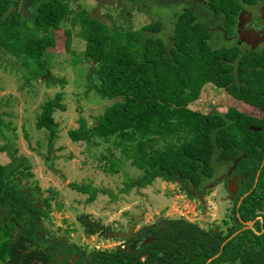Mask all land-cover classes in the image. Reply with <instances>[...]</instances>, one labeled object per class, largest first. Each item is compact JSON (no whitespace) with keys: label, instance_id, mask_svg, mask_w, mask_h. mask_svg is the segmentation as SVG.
I'll return each instance as SVG.
<instances>
[{"label":"trees","instance_id":"16d2710c","mask_svg":"<svg viewBox=\"0 0 264 264\" xmlns=\"http://www.w3.org/2000/svg\"><path fill=\"white\" fill-rule=\"evenodd\" d=\"M19 1L0 0V44L23 60L28 76L38 78L49 72L44 53L55 43L53 30L72 13L70 21L79 26L78 35L85 40L83 55L92 62L88 78H98L90 85L103 97H121L107 105L91 126L79 117L78 127L68 130L71 140L98 138L119 151V158L102 166L105 170L117 171L129 160L141 170L135 180L140 187L161 177L179 179L188 190L203 192L204 180L214 175L216 160L241 174L236 203L249 191L233 207L235 222L225 233L203 229L184 217L165 218L136 231L150 236L136 248L93 250L87 264H264V118L235 106L224 112H201L188 105L198 98L203 84L212 82L264 110V50L240 54L226 41L211 45L216 32L191 5L175 12L167 43L154 34L162 28L160 21L110 29L88 10H73L65 0H37L28 18L16 10L6 13ZM193 1L207 3L212 15L230 27L241 6L259 0ZM64 33L69 51L71 28L65 27ZM62 98L61 91L47 98L36 120L37 127L48 129L51 145L57 127L53 112L64 108ZM18 172L17 166L0 162V264H60L57 251L63 257L77 247L45 235L40 217L48 216V199L42 197L45 207H40L16 183ZM70 186L88 191L87 200L95 197L89 184L70 182ZM236 212L243 220L254 219L253 227L226 240L243 226ZM81 222L86 232H94L90 220L81 218ZM83 263L81 258L68 262Z\"/></svg>","mask_w":264,"mask_h":264},{"label":"rangeland","instance_id":"374dc122","mask_svg":"<svg viewBox=\"0 0 264 264\" xmlns=\"http://www.w3.org/2000/svg\"><path fill=\"white\" fill-rule=\"evenodd\" d=\"M36 1L20 0L6 13L16 10L23 18H28ZM65 1L73 10L78 7L88 10L110 29L127 30L160 21L162 28L154 34L160 35L167 43H170L169 35L174 27V14L185 5L194 7L212 32L220 22L212 15L207 3L196 4L193 0ZM71 14L53 30L55 43L48 46L44 53L49 72L38 78L28 76L29 67L23 60L0 44V162L8 167L17 166L23 171L16 174V183L40 207H45L42 197H47L48 216L40 217L45 235L60 240L63 245L77 247L73 250L75 252L82 250L84 253L80 258L86 262L89 253L96 249L113 250L116 246L136 248L150 239L148 235L139 237L142 235L136 231L160 223L165 218L184 217L203 229L213 228L225 233L235 222L233 207L239 204L235 195L240 173L232 179L234 172L231 170L228 173L229 163L221 164L213 160L214 175L204 180L203 192L188 190L179 179L165 180L161 177L140 187L135 180L141 170L129 160L124 161L117 171L102 167L119 158V151L111 143L98 138L71 140L68 130L78 127L79 117L91 126L107 105L121 98L103 97L90 85L98 78H88L92 62L83 55L85 40L78 35L79 26L71 23ZM65 27H70L72 33L69 51L65 50ZM223 42L220 34L210 39L213 46ZM58 91L63 93L61 102L64 108H56L53 112L57 127L51 145L48 129L37 127L36 120L41 104ZM188 105L201 112H224L228 107L235 106L249 114H262L212 82L203 84L198 98ZM224 176L229 180H224ZM70 182L89 184L95 190L94 199L87 200L90 193L72 188ZM232 182L236 184L234 194L227 188ZM139 215L141 217L134 225L133 234L137 238L134 243L121 237L104 236L95 230L86 232L81 222V218H87L99 222L101 230H126L130 219ZM69 260H72L71 256Z\"/></svg>","mask_w":264,"mask_h":264},{"label":"flooded vegetation","instance_id":"af4514ba","mask_svg":"<svg viewBox=\"0 0 264 264\" xmlns=\"http://www.w3.org/2000/svg\"><path fill=\"white\" fill-rule=\"evenodd\" d=\"M242 9L253 11L251 13L252 15L245 13L242 14L241 17H239ZM221 23L223 22L220 20L219 24H216L217 27L216 30L218 31L214 30V28L212 27L213 31L216 32L212 36L217 37V34H220V39L236 47L237 51L240 54L264 50V0H259L255 3H245L243 6H241L238 12L235 14V20L231 23L230 27H227ZM249 105L252 106L253 110H258V112L262 113L260 116L256 115L255 113H250L251 115L257 117L263 116L264 118V110H261L259 107L253 104H249ZM240 175L241 174H238V177ZM232 176L233 179L236 176V174L235 175L233 174ZM224 180H229V178L224 176ZM141 235L142 236L139 237L144 236L143 233H141ZM124 241H128V240L124 239ZM96 250H100V249H96ZM69 256L72 257V260H69ZM76 258H80V256L77 254V252L71 250L70 253L69 251H66V253L64 252L63 257H61L60 255V259L58 260L60 261V264H68V262H72ZM144 258H145V254H144ZM87 263L88 261L84 262L83 264H87Z\"/></svg>","mask_w":264,"mask_h":264},{"label":"water","instance_id":"95a60500","mask_svg":"<svg viewBox=\"0 0 264 264\" xmlns=\"http://www.w3.org/2000/svg\"><path fill=\"white\" fill-rule=\"evenodd\" d=\"M253 11H249V10H247V9H242L241 10V12H240V15H239V17H241L242 16V14H245V13H247V14H251ZM252 15V14H251ZM250 127H252V128H254V129H258L259 127L258 126H250ZM231 172V170L229 169V172L228 173H230ZM256 180V179H255ZM227 188H228V190L232 193V194H234L235 193V189H236V184L234 183V182H232V183H228V185H227ZM249 191H247V192H245L243 195H241L240 196V199H239V201H238V203L240 202V200H241V198L245 195V194H247ZM237 216H238V218H239V220L243 223V226L242 227H240L239 229H237V230H235L232 234H230L227 238H226V240L227 239H229L231 236H233L234 234H236L238 231H240L241 229H244V228H248V227H250L253 223H254V219H248V220H243L240 216H239V213L237 214ZM141 217V215H139V216H137V217H134V218H131L130 219V221H129V224H128V226H127V229L126 230H124L123 228H116V229H114V230H101V224L99 223V222H96V221H92V223H93V225H94V228H95V231H97V232H100L102 235H104V236H113V237H121V238H124V239H128V238H130L131 236H132V234H133V232H134V225H135V223L138 221V219ZM252 227V226H251ZM225 242V241H224ZM223 242V243H224ZM218 255V253H216V254H214V255H212V256H210L209 258H208V260H210L211 258H213V257H215V256H217ZM57 256H58V259H60V255L59 254H57ZM207 260V261H208Z\"/></svg>","mask_w":264,"mask_h":264}]
</instances>
